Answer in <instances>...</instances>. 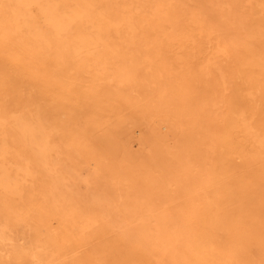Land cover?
Segmentation results:
<instances>
[{
    "label": "bare ground",
    "instance_id": "1",
    "mask_svg": "<svg viewBox=\"0 0 264 264\" xmlns=\"http://www.w3.org/2000/svg\"><path fill=\"white\" fill-rule=\"evenodd\" d=\"M215 2L0 0V264H264V21Z\"/></svg>",
    "mask_w": 264,
    "mask_h": 264
},
{
    "label": "rangeland",
    "instance_id": "2",
    "mask_svg": "<svg viewBox=\"0 0 264 264\" xmlns=\"http://www.w3.org/2000/svg\"><path fill=\"white\" fill-rule=\"evenodd\" d=\"M262 1L263 0H217V2H215V13H224L228 19H233L231 23V25H234V27L238 26L237 21L242 22L243 20H247V21H251V20H259V21H264L262 19H264V8L262 5ZM190 10H187L186 12H188ZM248 16V17H247ZM233 39H235L234 37H232ZM244 38L243 35L240 36V39ZM249 40V38H248ZM251 41V40H249ZM240 50H242V47H239ZM230 52V56L228 57V60L226 59V61H224L222 58V56H217L216 59L217 63L216 65L218 66V68H221L223 70H226L227 68L230 67V63L231 61V56L233 55V50L230 48L229 49ZM221 59V60H220ZM203 58L202 57H198L192 64V68L195 70V68L202 63ZM228 64V65H227ZM198 68V67H197ZM196 68V69H197ZM216 71V69H215ZM241 81L237 80L235 83H233L232 85L234 86V90L238 91V87L240 85ZM197 93H199V90H197ZM177 105V101H174V106ZM196 105V99L193 97L190 98H186L185 102H184V108L186 109V111L188 113H190L191 111H196L197 107H195ZM264 105V104H263ZM215 111H218V109H215ZM193 118L191 117H187L186 122H191ZM192 126V125H191ZM189 126L187 129H189L191 135H195L198 131L200 132V134H203V130H197L193 127ZM215 128H210V129H206L205 132H207V136L204 140L205 144L208 143L211 139H215V150H221L222 146H224V141H217V139L219 137H222L224 135V130H222V122L219 120L215 123ZM134 130V132H133ZM132 130V135L135 137V140L132 142V149L135 150L136 152H142V153H147L149 151V148L147 145H142V143L140 142L141 140L138 139L139 136H142L144 138L145 132H141L140 131V127H134ZM211 130V131H210ZM160 131L162 132L161 134V138L160 141H163L165 145L171 147L174 145H179V143L181 144L180 141L177 140L176 134L175 132L171 131V130H167L166 128H161ZM237 140H239L237 138ZM179 142V143H177ZM192 143V142H191ZM161 145H163L161 143ZM148 148V149H147ZM235 163H239L240 160L235 159L234 161ZM92 166V165H91ZM90 167H88L86 170H84L82 172V175H86L87 172L90 171L89 169ZM258 223H260V225H264V221L263 220H257ZM105 236L106 234L104 233V231L102 232ZM105 238V237H104ZM96 243V242H95ZM253 245L255 246V244L253 242L250 243V247Z\"/></svg>",
    "mask_w": 264,
    "mask_h": 264
}]
</instances>
